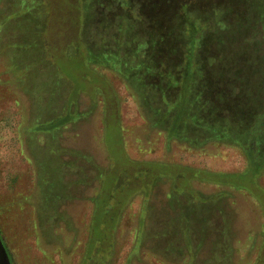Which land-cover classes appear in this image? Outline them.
<instances>
[{"label": "rangeland", "instance_id": "rangeland-1", "mask_svg": "<svg viewBox=\"0 0 264 264\" xmlns=\"http://www.w3.org/2000/svg\"><path fill=\"white\" fill-rule=\"evenodd\" d=\"M187 1L162 22L157 10L137 19V0H0V235L12 264H152L149 252L174 255L166 264H254L264 256V169L243 186L206 172L176 190L178 179L149 182L154 166L128 164L240 173L250 136L264 156V123L256 134V118L242 128L210 103L239 91L264 113V0ZM87 79L101 80L111 99L117 93V105L106 107ZM136 172L145 178L134 180ZM115 176L141 192L114 238L88 252L92 198Z\"/></svg>", "mask_w": 264, "mask_h": 264}, {"label": "trees", "instance_id": "trees-1", "mask_svg": "<svg viewBox=\"0 0 264 264\" xmlns=\"http://www.w3.org/2000/svg\"><path fill=\"white\" fill-rule=\"evenodd\" d=\"M223 1L225 4H229V6L231 5L232 7L235 2L233 0H223ZM188 4L189 2L187 0H150V1H146V12L149 13L150 10L151 11L157 10L156 13H160V15H162L161 20L162 22H164V18L169 16L168 14H171L174 8L178 7V9L184 11L185 9L187 10V8L189 9ZM230 11H232L231 8H230ZM153 15L155 16V12ZM156 15L160 17L158 14ZM230 69H232L235 72L234 74H238L242 70L240 67H231ZM98 77L101 78L102 82H104L105 84L107 83L105 79H103L100 76ZM101 80L96 81L94 79H87L88 82L92 84L94 83L93 85L97 87L96 88L97 91L95 92L102 94V97H103L102 100L104 104L106 105V107H110V104L111 106H114V105L116 106L117 99L119 98V96L116 93L115 96L112 97L111 99L110 96L104 95V86L101 83ZM243 95L245 98L242 96L240 98L239 91H238V93L232 94L230 99L226 98L222 100L220 99L217 100L216 97L214 99L210 98L211 107L215 108L216 115H219L225 109L226 114L230 116L232 120H237V119L240 120V123L243 124V125H240L242 126V128L244 126H247L246 121H249V119L253 117L256 118L254 126L252 128V132H254V129L257 128L256 134H259L258 132L260 131V128L263 126V123H264L263 122L264 113L261 115L259 112L260 110L259 108H256V107L252 108L251 103H250L251 99L249 98L247 99L246 98L247 96L245 94ZM212 99L214 102H211ZM114 111H115V114L113 115V117L116 119L118 117L120 118V113H118V111L116 110ZM62 118L64 117H61L58 119H62ZM178 120H179V117H177L176 115V117L173 119L172 126L168 128L171 131L168 133V129L166 130L167 131L166 136L168 137V139L174 134V129H175L176 124H178ZM56 121L53 120L45 124H40L37 126V129H40L42 131L52 130V129L59 127L61 124L65 122L64 119L61 120V123H57ZM210 126L212 127L213 125H210ZM216 130H219V129H216ZM239 130L240 129L237 128L236 133L234 135L232 134V132L228 131L230 134L228 137H230L233 140L232 142H234V140L237 141L240 138V135H241L240 131H242V129L240 131ZM257 138H258V141H260V139L262 140V136H259ZM252 141L253 139L250 136L249 143L244 144L242 147L244 150L245 159L247 161V166H246V169L240 173H230V172L214 173L209 170H205L202 168L200 169L199 167L184 165L179 162H175V164H171L169 162L152 160V159L151 160H141L137 162L136 159L129 158L128 164H130V166H137L139 168H144V167L149 168V167L154 166V168L157 169L158 171H155L154 176L150 178L149 182H152L153 179H155L156 177H161V176L166 177L168 179H172V180L178 179L179 181H181L180 182L181 185H179L178 188H176L177 187L176 186L175 187L176 190L189 186V183H186L188 179L189 180L191 178L202 179L203 176H206V172L208 173L209 176L214 177L216 179H221V181L223 180L225 182H236L243 186L244 184L248 183L247 179L249 177L252 178L255 175L258 176L264 169V156H257V154L255 153V148H254V144ZM124 172L126 173V170ZM204 172H205V175L203 174ZM136 173L138 174H135V177L133 178L134 180L138 182H140L146 176V175L141 176L140 172H136ZM117 179H118V176L117 177L115 176L114 181L111 183V185L106 186V188H104L103 182L101 180L100 187L97 193L92 198L91 215H90L88 224L85 226L87 230L88 238H87V241L84 243V247H85V250L88 252L91 250L94 244L96 243L104 244L107 241L114 238L116 229L119 225L120 217L125 207L131 202L132 198L137 192H141V186H139L136 189H131V188L126 187L125 183L117 184ZM149 184L150 183H148V185ZM261 201L264 206V198L261 197ZM179 220L181 222V225L184 227V223L186 222V216L180 215ZM157 238L159 239V236H157ZM262 240L263 241H262L261 247H264V235H263ZM228 241L229 239H227V241H225L224 244L225 245L228 244ZM170 244L171 242H169V245ZM174 249H176V247L170 250H174ZM9 256H10V253H9ZM46 257L47 258L50 257L48 253L46 254ZM173 258H175L174 255L172 256L163 255V258H159L153 252H149V254H147V259H149L148 262L152 264H166L165 263L166 259L167 260L171 259L172 261L174 260ZM263 258L264 256L263 254H261L259 258V262H256L254 264H264ZM10 259H11V256H10ZM127 264H132L131 258L129 262H127Z\"/></svg>", "mask_w": 264, "mask_h": 264}, {"label": "water", "instance_id": "water-1", "mask_svg": "<svg viewBox=\"0 0 264 264\" xmlns=\"http://www.w3.org/2000/svg\"><path fill=\"white\" fill-rule=\"evenodd\" d=\"M0 264H11L8 252L0 235Z\"/></svg>", "mask_w": 264, "mask_h": 264}, {"label": "flooded vegetation", "instance_id": "flooded-vegetation-1", "mask_svg": "<svg viewBox=\"0 0 264 264\" xmlns=\"http://www.w3.org/2000/svg\"><path fill=\"white\" fill-rule=\"evenodd\" d=\"M138 1V4L139 5H137V7L135 8L136 10H137V13H138V18L137 19H144L142 16H144L145 15V11H146V0H137ZM128 7L126 8V9H128V8H130L131 6H130V4H128L127 5ZM130 6V7H129ZM135 6V5H134ZM6 248V247H5ZM7 250V249H6ZM8 252V251H7ZM8 255H9V253H8ZM9 258H10V256H9ZM10 261H11V259H10ZM12 264V263H11Z\"/></svg>", "mask_w": 264, "mask_h": 264}]
</instances>
